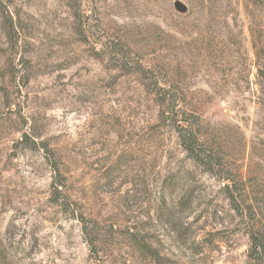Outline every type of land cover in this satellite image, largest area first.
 Instances as JSON below:
<instances>
[{"label": "rangeland", "instance_id": "obj_1", "mask_svg": "<svg viewBox=\"0 0 264 264\" xmlns=\"http://www.w3.org/2000/svg\"><path fill=\"white\" fill-rule=\"evenodd\" d=\"M3 1L0 264H264V0Z\"/></svg>", "mask_w": 264, "mask_h": 264}, {"label": "trees", "instance_id": "obj_2", "mask_svg": "<svg viewBox=\"0 0 264 264\" xmlns=\"http://www.w3.org/2000/svg\"><path fill=\"white\" fill-rule=\"evenodd\" d=\"M254 2H260L262 0H252ZM0 24L4 30L5 36L7 39L12 40L16 35V25L14 20V14L9 8V3L0 0ZM15 39V38H14ZM139 64V62H136ZM137 72L145 76L149 71L140 63ZM156 86V90L153 91V101L158 106L159 118L161 121L168 122L172 121L175 124V130L179 139V144L182 149L185 151L186 155L191 158L193 161L198 163L209 164L211 162V157L201 153L199 143L201 139L196 128L197 122L182 123L179 125V121L176 118L180 115V109L178 108L177 101L173 98V95L170 93V90L163 86H158V83L153 82ZM174 118V119H172ZM185 124V125H184ZM30 145H27L29 147ZM46 149L43 145H39ZM54 156V155H53ZM52 171H53V180L51 182V195L54 197V202L62 203L64 201L63 197V187H64V178L59 167L58 161L53 157ZM230 184L227 183V192H230ZM231 197H233L230 194ZM252 248L253 251L257 252V248L261 249L264 252V244L258 243L252 239Z\"/></svg>", "mask_w": 264, "mask_h": 264}]
</instances>
